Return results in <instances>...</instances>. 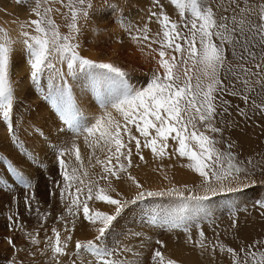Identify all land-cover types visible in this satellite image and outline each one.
Returning <instances> with one entry per match:
<instances>
[{
    "label": "snow or ice",
    "instance_id": "obj_1",
    "mask_svg": "<svg viewBox=\"0 0 264 264\" xmlns=\"http://www.w3.org/2000/svg\"><path fill=\"white\" fill-rule=\"evenodd\" d=\"M28 2L17 0L21 4ZM167 3L174 7L179 20L170 18L162 0H150L148 20L158 24L156 33L151 34L145 23L133 34V26L126 24L133 40L146 45L150 54L156 53L152 56L156 67L146 84L140 87L129 82L121 67L97 63L80 54L77 42L80 20L89 19L95 12L93 0H67V3L65 0H30L31 18L20 25L26 30L20 33L18 43L6 29L0 28L3 34L0 36V121L5 124L6 133H12L13 137L17 102L10 79L13 58L24 59L33 84L39 83L46 70L62 75L53 63L56 60L66 63L69 73L77 66L104 70L99 75L115 86L110 94L96 90L105 111L90 126L80 123L84 118L72 108L66 90L61 91L62 103L58 105L61 118L77 136L83 135L91 151L88 168L75 144L58 154L63 183L58 182L57 186L64 209L56 220L63 224L64 235L53 227V236L46 238L43 249L44 254L50 252L54 264H63V257L70 258L71 264H179L163 250L164 241L157 239L156 246L152 247L151 237L143 231L121 232L126 242L112 239L121 217L132 206L152 197L175 198L174 207L142 209L141 222L147 227L169 233L179 230L186 234V244L198 248L201 255L208 253L213 260L219 252L222 256L226 254L231 264H264V237L242 243L237 250L221 242L218 233L215 241L209 240L200 224L210 217L204 203L210 197L243 193L255 184L252 177L257 170L264 173V155L259 160L254 156L240 159L233 150L235 141L224 138L228 128L240 127L238 121L226 119L232 116L230 109H234L245 124L253 116L264 119V0H167ZM57 4L67 9L62 13L68 20L67 34L57 25L55 16L61 11ZM107 7L115 12L118 6ZM14 44H17L15 51ZM153 44L158 47L153 48ZM226 96L239 99L244 106L233 104ZM169 140L176 144L171 152ZM221 144L223 148L218 147ZM134 149L140 161L145 160L142 149H149L159 159L172 155L186 157L188 163L184 167L196 173L200 183L194 187L185 184L181 188H145L129 172L133 167ZM65 155L74 156L77 164L69 168ZM12 171L24 188L31 187L24 175L15 168ZM125 174L132 181L135 194L125 198L117 193L118 198H114L108 189L115 192L113 179L121 180ZM102 183L106 187L101 186ZM197 190L203 194H196ZM31 199L34 197L25 198L26 207L30 208ZM90 201H101L111 211L93 209ZM253 208L264 218V199L256 200ZM226 209L231 228L235 229L237 206L226 204ZM36 211L39 214V209ZM46 217L47 214H39L41 219ZM81 219L87 222L93 236L75 240L69 257L68 243L73 240L77 220ZM8 220L9 228L18 227L14 217L9 216ZM193 228L197 230L196 239H193ZM27 235L33 245L40 243L32 233ZM7 243L16 249L12 238H8ZM7 264L22 262L9 259Z\"/></svg>",
    "mask_w": 264,
    "mask_h": 264
},
{
    "label": "rangeland",
    "instance_id": "obj_2",
    "mask_svg": "<svg viewBox=\"0 0 264 264\" xmlns=\"http://www.w3.org/2000/svg\"><path fill=\"white\" fill-rule=\"evenodd\" d=\"M148 1L149 7L151 5H149L150 0ZM141 2V0H93L95 12L91 14L89 19L80 20L81 33L77 40L80 45L79 52L84 58L97 63L107 62L121 67L127 73L129 82L137 87L146 84L150 72L156 67L155 60L152 59V56L156 53L150 54V50L146 45L144 47V44H141L140 48L136 50V45L129 44L130 47L125 45V48L122 43L124 38L132 39L131 35L128 34L127 36L128 31H125L124 28L128 23L134 25L137 18L135 20L133 15L143 8ZM65 3H67V0H65ZM162 3H164L165 11L170 15V18L179 20L174 7L169 6L167 0H164V2L162 0ZM108 5L118 6L117 11L111 12L107 7ZM56 7L61 10L55 16L57 25L63 33L67 34L68 20L62 14L67 9L60 4H57ZM143 11L145 13L148 10ZM147 14L145 16L146 21L142 22L146 23L148 21L147 24L150 25ZM30 18V0L24 4L17 3V0H0V28L6 29L13 41L19 42L21 39L20 33L26 30L22 29L20 25ZM12 26L16 28L10 30ZM157 30L159 31V26ZM2 35L0 33V36ZM130 41H133V39ZM152 47L157 48L158 45L153 44ZM13 48L15 51L17 44H14ZM53 63L60 69L62 75H57L55 71L46 70L41 75L39 83L33 84L29 79L28 66L24 59L17 56L10 61V79L17 97L13 113L16 134L13 137L12 133H6V126L0 121V158H3V162L0 163V189H2L0 190V264H7L9 259H15L22 262V264H54L50 259V252L44 254L43 249L47 243L46 238L53 236L51 232L53 227L61 230L62 236L64 235L63 224L56 220L57 216L63 214L64 209V204L61 203L59 198V187L57 186L58 182L63 183L61 169L58 164V154L75 144L80 148L85 168H88V156L91 151L85 143L83 135L77 136L68 127L65 120L61 118V112L58 108V105L62 103L61 91L66 90L71 99L72 108L84 118L80 123L90 126L105 111L97 99L96 90L99 89L110 94V89L114 90L115 87L99 75L104 70L87 67L79 68L77 66L74 72L69 73L66 63L56 60ZM225 98L232 100L233 104L244 106L237 98L227 96ZM108 110L111 111L112 109L109 107ZM230 111L232 116H226V119L238 121L240 127L228 128L224 133V138L235 141L233 150L239 154L240 159L254 156L259 160L260 156L264 155V119L253 116L252 120L245 124L237 116L234 109H230ZM113 114L118 117L117 113L113 112ZM257 125H260V127H257ZM241 127L244 129L243 131L240 130ZM169 144V151L171 152L176 144L172 140H169ZM218 147L223 148V144L218 145ZM142 152L145 156L144 161H140L135 156L134 149L133 167L129 169V172L145 188L151 190L169 187L181 188L185 184L194 187L200 183L199 177L195 180L185 181L182 178L175 179L167 173V180H165V175L163 180H161V176L152 177L162 182L161 187L150 186L149 179L145 176L149 174L144 170H139L142 168L141 164L144 163L143 166H146L153 160L154 162L169 160L174 165L179 156L172 155L171 158L165 156L163 159H159L154 157L149 149H142ZM98 154L103 156L101 153ZM64 159L69 168L77 164L74 156L65 155ZM92 163H95V161L93 160ZM13 168L24 175L25 179L31 184L30 188H24L16 173L12 171ZM89 171H92V169H89ZM95 171L98 172L99 168L97 167ZM252 179L255 184L243 193H222L212 196L204 202L210 217L200 221V224L209 240L215 241L216 234L219 233L218 239L221 242L238 250L242 243L248 244L254 239L264 237V218H261L253 208L256 200L264 199V173L257 170ZM101 186L105 185L102 183ZM112 188L116 191L112 192L111 189H108V192L114 198H118L117 193L125 198H131L136 191L132 181L127 179V174L121 180L113 179ZM196 194L203 193L197 190ZM26 197H34L30 200V208L26 207ZM174 200L175 198L169 197H152L146 198L145 202H139L137 205L132 206L131 210L126 212L119 220L117 234L112 239L117 242H126L120 235L121 232L143 231L151 237L150 244L152 247L156 246L155 241L157 239L162 240L165 244L163 250L168 256L176 259L179 264H189L188 260L180 256L173 257L169 254V247L177 246L179 242L185 239L186 234L179 230L171 233L164 232L160 229L149 228L141 222L142 209L146 211L147 208L151 207L157 210H168L174 207ZM231 203L237 206V221H239L242 212L245 214L250 212L247 215L256 214L255 219L243 216V223L250 224L248 226L246 224L241 225L242 227L246 226L245 231L239 229V224L235 229L231 228L230 214L226 209V204ZM89 204L93 209L111 211L110 207L101 201H90ZM243 206L248 207L246 212L243 211ZM37 209H39V214H47L46 219L39 218ZM9 216L14 217L18 222L17 228L11 229L8 227L10 223ZM225 216L229 218L225 219ZM219 220L222 221L219 223ZM224 226L231 229H222ZM192 232L193 238L196 239L197 230L193 228ZM27 233L35 235L40 243L33 245ZM72 236L73 240L68 243L69 257L74 251L75 240L90 239L93 233L87 222L81 219L77 220ZM8 238H12L16 244L15 250L7 243ZM133 244H135V241H133ZM61 259L63 264H71L70 258L63 257ZM87 259H91V257H87ZM213 262H216L215 264H231L230 258L226 254L221 256L219 252L216 253Z\"/></svg>",
    "mask_w": 264,
    "mask_h": 264
},
{
    "label": "bare ground",
    "instance_id": "obj_3",
    "mask_svg": "<svg viewBox=\"0 0 264 264\" xmlns=\"http://www.w3.org/2000/svg\"><path fill=\"white\" fill-rule=\"evenodd\" d=\"M142 2H141V4H142V9L140 10V11H142V12H140V11H138V12H136V13H134V17H135V20H136V18H137V20L135 21V23H134V25H133V34H135V29H137V28H139L140 26H141V24L142 23H145V22H142V21H146V13H148V9L151 7V6H149L148 7V0H141ZM163 2H164V0H163ZM149 5H151V4H149ZM143 10H145V11H147V12H145L144 13V11ZM144 13V14H143ZM140 14H141V16H140ZM148 15V14H147ZM145 19V20H144ZM148 20V19H147ZM148 22V21H147ZM146 22V23H147ZM151 23V24H150ZM137 24V25H136ZM149 27H150V30H151V32H157L158 30V25H157V23L153 20L152 22H150L149 21ZM143 25V24H142ZM16 27L15 26H12L11 28H10V30H14ZM124 30L125 31H128L127 30V28L125 27L124 28ZM153 33V34H154ZM120 34V33H119ZM118 34V35H119ZM128 34H129V32L127 33V36H128ZM152 34V33H151ZM120 36V35H119ZM126 36V37H127ZM129 36H130V34H129ZM131 37V36H130ZM125 39V38H124ZM123 39V45L125 46V45H136V50H137V48H140L139 46L141 45V43H139V42H137V41H135V44H134V40L133 41H130V40H132V39H125L124 40ZM131 42H133L132 44H131ZM130 45H129V47H130ZM144 47H145V45H144ZM125 48H126V46H125ZM128 48V47H127ZM131 48H133V46H131ZM129 49V48H128ZM147 49V48H146ZM147 61V60H146ZM152 69V68H151ZM241 132V131H240ZM251 133V132H250ZM242 136V135H241ZM247 136V135H246ZM250 136V135H249ZM252 136V135H251ZM243 137V136H242ZM245 137V136H244ZM243 137V138H244ZM246 138V137H245ZM188 163V161H187V158L186 157H179V158H177L176 159V162H175V164L173 165V163H171L169 160H164V161H161V162H159V161H156V162H154V160L153 161H151L149 164H147L146 166H143L144 165V163L143 164H141L142 166V168L141 169H139L140 171H142V170H144L146 173H148L149 175H145V176H147V178L149 179V185L150 186H152V187H155V188H157V187H161L162 186V182L160 181V180H156V179H153L154 177H156V176H161V180H163V178H164V175L165 176H167V173H168V175H171V176H173L175 179L176 178H178V179H184L185 181H190V180H195V179H197L198 178V175L196 174V173H194V172H192L190 169H188L187 167H184V165L185 164H187ZM173 165V167H171ZM150 176H151V178H150ZM150 179H151V181H150ZM165 180H167V179H165ZM165 180H164V182H165ZM212 213V212H211ZM250 212H247L246 214H244L243 213V216H245V217H251V219H255V216H256V214H251V215H247V214H249ZM215 219V218H214ZM249 223V222H248ZM248 225H250V224H248ZM247 225V226H248ZM244 227H246V226H244ZM243 230V229H242ZM247 230V229H246ZM244 231H245V228H244ZM215 232V231H214ZM214 234V233H213ZM212 234V235H213ZM219 234V233H218ZM195 236V235H194ZM216 237V236H215ZM197 238V237H196ZM185 239H186V237H185ZM185 239L182 241V242H179L178 244H177V246H174V247H169L170 249H169V254L170 255H173V257L174 256H180V257H182V258H184V259H186V260H188V263L189 264H215L214 262H213V260H212V257L211 256H209V254L208 253H205L204 255H201L200 254V250L198 249V248H196V247H194L193 245H191V244H186L185 243ZM193 239H195V237L193 238ZM217 239V238H216ZM215 239V240H216ZM212 240V239H211ZM218 253V252H217ZM222 256V255H221ZM221 258V257H220ZM178 260H179V258H178ZM219 260H221V259H219ZM185 263V262H184ZM218 264V263H217Z\"/></svg>",
    "mask_w": 264,
    "mask_h": 264
},
{
    "label": "crops",
    "instance_id": "obj_4",
    "mask_svg": "<svg viewBox=\"0 0 264 264\" xmlns=\"http://www.w3.org/2000/svg\"><path fill=\"white\" fill-rule=\"evenodd\" d=\"M264 191V190H263ZM244 196V195H243ZM239 202L237 201V204H238ZM241 204V203H240ZM240 209V208H239ZM245 209H248V207L247 206H243V211L244 212H246L245 211ZM247 213V212H246ZM245 214V213H244ZM226 218H229V217H226L225 216V219ZM222 220H219V223L221 222ZM238 224L240 225V227H239V229H244V228H246V227H242L241 225H244V224H246L247 225V223H243V212L241 213V216H240V219H239V221H238ZM220 228V227H219ZM222 229H231V228H228V226H224V228H222Z\"/></svg>",
    "mask_w": 264,
    "mask_h": 264
}]
</instances>
